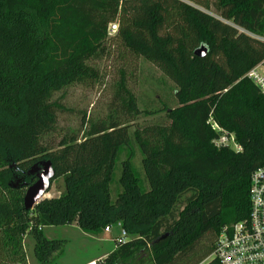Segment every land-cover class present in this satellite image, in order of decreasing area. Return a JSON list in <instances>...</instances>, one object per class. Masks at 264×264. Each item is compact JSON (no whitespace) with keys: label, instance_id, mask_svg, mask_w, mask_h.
Masks as SVG:
<instances>
[{"label":"trees","instance_id":"1","mask_svg":"<svg viewBox=\"0 0 264 264\" xmlns=\"http://www.w3.org/2000/svg\"><path fill=\"white\" fill-rule=\"evenodd\" d=\"M261 39L264 0H0V264H27L25 236L35 260L51 264L64 241L42 229L71 225L92 237L125 232L95 264L209 258L221 229L248 218L250 175L264 167V95L245 77L264 60ZM199 46L204 59L193 55ZM112 51L157 68L178 88L177 107L165 124L138 126L148 111L119 69L104 113L84 120L82 135L58 132L57 95L98 81L88 61ZM212 123L239 150L216 148ZM43 161L62 190L26 211L28 171Z\"/></svg>","mask_w":264,"mask_h":264},{"label":"rangeland","instance_id":"2","mask_svg":"<svg viewBox=\"0 0 264 264\" xmlns=\"http://www.w3.org/2000/svg\"><path fill=\"white\" fill-rule=\"evenodd\" d=\"M122 65H124L123 68ZM88 66L95 71H99L100 78L98 81L76 84L64 89L57 95V98H61L65 108V112L60 115L58 132L70 131L74 132L75 135H82L81 131H83L84 127L82 123L84 120L86 121L104 113L107 102H109L113 93V85L118 79L117 71L119 69H123L126 72L127 88L134 96L138 108L148 111L147 116L141 115L138 118L136 122L138 126L165 124L167 111L174 110L177 107L178 101L175 92H177L178 88L163 76L157 68L141 58H138L137 61L131 58H123L120 61L118 54L112 51L111 55L101 60H89ZM235 146V143L230 144V148L234 150H236ZM127 153L126 151L121 153L120 159L123 160ZM130 153L132 154L131 164L142 177L141 157L133 142H131ZM119 168L120 165L117 164L114 181L119 178ZM61 190V179L54 180L45 198H56ZM115 192L116 190H113L112 196H114ZM115 230L118 235L120 232L118 227ZM43 234L49 240L64 241L62 255L51 262V264H80L95 256L101 250H108L109 245L115 248L112 243L99 246L94 241L97 238H103L104 234L92 237L73 227H47L44 229ZM24 244L29 264H41L33 257L34 242L31 244L27 240Z\"/></svg>","mask_w":264,"mask_h":264},{"label":"built area","instance_id":"3","mask_svg":"<svg viewBox=\"0 0 264 264\" xmlns=\"http://www.w3.org/2000/svg\"><path fill=\"white\" fill-rule=\"evenodd\" d=\"M116 29L115 24L110 25L109 34H114ZM261 41L264 42V39ZM245 77L264 95V60L250 69ZM212 129L217 133L212 142L216 148L230 147L231 143H235L233 136L223 132L216 124L212 123ZM235 147L239 150L237 145ZM249 204L248 218L221 229L212 255L199 264H207L210 259H216L219 264H264V167L250 175ZM110 229L107 227L104 231L109 232ZM119 231L114 241L123 244L126 234L121 229Z\"/></svg>","mask_w":264,"mask_h":264},{"label":"water","instance_id":"4","mask_svg":"<svg viewBox=\"0 0 264 264\" xmlns=\"http://www.w3.org/2000/svg\"><path fill=\"white\" fill-rule=\"evenodd\" d=\"M193 55L198 59H204L207 56V49L204 46H199L194 50ZM28 175H33L35 182L27 187L23 197V207L26 211L31 210L45 199V195L49 191L55 177V171L50 162L43 161L32 166L28 171Z\"/></svg>","mask_w":264,"mask_h":264},{"label":"crops","instance_id":"5","mask_svg":"<svg viewBox=\"0 0 264 264\" xmlns=\"http://www.w3.org/2000/svg\"><path fill=\"white\" fill-rule=\"evenodd\" d=\"M67 227H73V228H78L76 225H71V226H67ZM45 229V228H44ZM44 229H42V233L44 231ZM115 228H111L109 232H103V234L105 235L103 238H97L95 239L94 241L99 245V246H103L107 243H112L113 246L115 245L114 244V240L116 239V237L118 236L117 233L115 232ZM44 235V234H43ZM45 237V235H44ZM46 238V237H45ZM30 241L31 244H33L32 242V237L31 236H25L23 238V247H24V253H25V256H26V249H25V241ZM114 250V247H111L109 245V248L108 250L107 249H104V250H101V252H98L95 256L89 258L88 260L80 263V264H89V263H100L102 262L112 251ZM34 257V256H33ZM26 261H27V264H29V260H28V257L26 256Z\"/></svg>","mask_w":264,"mask_h":264}]
</instances>
